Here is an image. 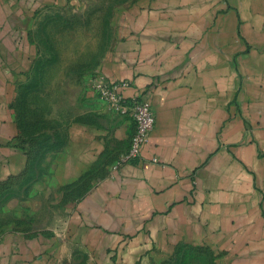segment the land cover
Segmentation results:
<instances>
[{
	"label": "crops",
	"instance_id": "crops-1",
	"mask_svg": "<svg viewBox=\"0 0 264 264\" xmlns=\"http://www.w3.org/2000/svg\"><path fill=\"white\" fill-rule=\"evenodd\" d=\"M72 1L0 0V264H46L71 245L89 264H161L188 248L264 264V0L120 11L103 76L128 80L123 95L155 112L125 161L134 123L94 91L97 108L88 98L57 147L34 156L20 138L13 103L28 67L16 36Z\"/></svg>",
	"mask_w": 264,
	"mask_h": 264
},
{
	"label": "rangeland",
	"instance_id": "rangeland-1",
	"mask_svg": "<svg viewBox=\"0 0 264 264\" xmlns=\"http://www.w3.org/2000/svg\"><path fill=\"white\" fill-rule=\"evenodd\" d=\"M136 1L73 0L38 12L16 36L28 70L26 83L16 90L13 108L21 141L32 155L61 144L67 126L81 116L88 98L91 108H97L98 100L91 93L110 59L117 16ZM16 192V186L4 191L11 196ZM13 221L18 222L16 216ZM46 264L89 263L83 250L71 245L63 247L58 260ZM161 264L216 263L210 250L188 248Z\"/></svg>",
	"mask_w": 264,
	"mask_h": 264
},
{
	"label": "built area",
	"instance_id": "built-area-1",
	"mask_svg": "<svg viewBox=\"0 0 264 264\" xmlns=\"http://www.w3.org/2000/svg\"><path fill=\"white\" fill-rule=\"evenodd\" d=\"M128 80L111 81L102 76L93 84V91L105 109L117 117L128 116L134 123V132L122 161L139 156L150 132L155 126V112L151 103L139 94L124 96L122 91L129 86ZM155 160V159H153Z\"/></svg>",
	"mask_w": 264,
	"mask_h": 264
}]
</instances>
